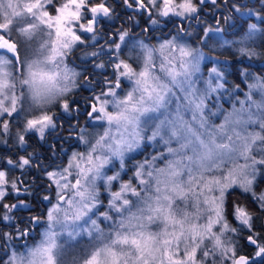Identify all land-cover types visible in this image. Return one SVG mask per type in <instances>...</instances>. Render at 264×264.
<instances>
[{
  "label": "snow or ice",
  "instance_id": "snow-or-ice-1",
  "mask_svg": "<svg viewBox=\"0 0 264 264\" xmlns=\"http://www.w3.org/2000/svg\"><path fill=\"white\" fill-rule=\"evenodd\" d=\"M254 60L264 0H0V264H264Z\"/></svg>",
  "mask_w": 264,
  "mask_h": 264
},
{
  "label": "flooded vegetation",
  "instance_id": "flooded-vegetation-1",
  "mask_svg": "<svg viewBox=\"0 0 264 264\" xmlns=\"http://www.w3.org/2000/svg\"><path fill=\"white\" fill-rule=\"evenodd\" d=\"M231 37V33H229V36L226 38H230ZM257 44H259V40L257 41ZM257 65L253 64L254 66H252V70H262V68H264V63L262 62H258L256 63ZM84 95H87V93L85 92ZM54 142V141H53ZM66 146V145H65ZM35 150L37 153L40 154H46V150H47V145L41 144L39 141H37L35 138L30 142V148L29 151ZM20 153H23V149H19ZM6 152L10 153L13 157H15L17 149L16 148H12V151H9V149L6 148H0V155H4ZM17 175H19V173H17ZM32 177H36L37 181H39L40 177L38 176V174L36 172H32L27 176V179L29 181H31ZM33 198L29 197V201H32ZM35 203V208H36V212H40L41 209V202L39 199H35L34 201ZM28 213L27 211L22 212L21 215L22 216H26Z\"/></svg>",
  "mask_w": 264,
  "mask_h": 264
},
{
  "label": "rangeland",
  "instance_id": "rangeland-1",
  "mask_svg": "<svg viewBox=\"0 0 264 264\" xmlns=\"http://www.w3.org/2000/svg\"><path fill=\"white\" fill-rule=\"evenodd\" d=\"M221 50V49H220ZM211 55V54H209ZM220 60H222L221 58H219ZM209 67L211 66V63H208ZM230 69V68H229ZM230 98L229 97H225L224 101H221L222 104H224V106L226 108H228V110L230 111V104H225V101H228ZM235 102V101H232ZM218 122H222V120H219ZM76 245H78V241H69V243L66 245V250H65V260L69 262H71L72 258L74 256H76L77 254L80 253L81 249L80 247H77Z\"/></svg>",
  "mask_w": 264,
  "mask_h": 264
},
{
  "label": "trees",
  "instance_id": "trees-1",
  "mask_svg": "<svg viewBox=\"0 0 264 264\" xmlns=\"http://www.w3.org/2000/svg\"><path fill=\"white\" fill-rule=\"evenodd\" d=\"M205 52H208V50L207 49H205ZM218 53H222V54H220L219 56H225V57H228L229 59L230 58H232L233 59V55L234 54H231V53H227V51L225 50V49H216L215 51H213V52H211V53H209V54H214V55H217ZM231 70L230 71H228L229 72V79H230V82H237L236 80H235V72H234V70H233V68H230ZM255 71V70H254ZM257 71V70H256ZM258 72V71H257ZM0 148H2V146H0ZM9 151H12V148L11 149H9ZM232 199L233 200H240V199H242V197H240V195H239V193H237V195H235V196H233L232 197Z\"/></svg>",
  "mask_w": 264,
  "mask_h": 264
}]
</instances>
